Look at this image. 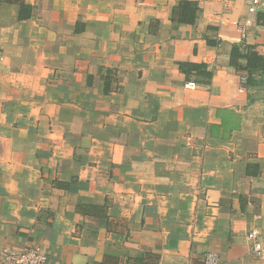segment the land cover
<instances>
[{"label": "crops", "instance_id": "0c3cea01", "mask_svg": "<svg viewBox=\"0 0 264 264\" xmlns=\"http://www.w3.org/2000/svg\"><path fill=\"white\" fill-rule=\"evenodd\" d=\"M24 1L19 20L0 0V248L264 264L248 239L264 240V72L246 85L248 61L231 65L242 44L264 59V5L242 32L251 0H188L193 24L179 0Z\"/></svg>", "mask_w": 264, "mask_h": 264}, {"label": "trees", "instance_id": "16d2710c", "mask_svg": "<svg viewBox=\"0 0 264 264\" xmlns=\"http://www.w3.org/2000/svg\"><path fill=\"white\" fill-rule=\"evenodd\" d=\"M8 2H13L19 5V20H26L32 17V8L25 3L24 0H7ZM199 7L196 3L188 0H179V6L175 7L173 10V21L177 23L193 24L198 18ZM242 59L248 61L247 70L250 75L247 79L246 85L255 84L253 74L263 71L264 72V59L254 52L250 47L242 45H237L233 48L231 55V65L237 70H243L240 64ZM181 70L189 77L193 72L197 76H204L211 80V73L207 72V67L205 65H196L181 63ZM112 73V71L110 72ZM108 85L106 91L108 92Z\"/></svg>", "mask_w": 264, "mask_h": 264}, {"label": "built area", "instance_id": "2783aa9c", "mask_svg": "<svg viewBox=\"0 0 264 264\" xmlns=\"http://www.w3.org/2000/svg\"><path fill=\"white\" fill-rule=\"evenodd\" d=\"M202 1V0H197ZM263 0H251L249 7V13L251 18L246 19L240 24L241 31L245 32L248 27L254 23V16L264 5ZM243 84L247 83L246 79L242 80ZM187 89L195 90L198 85L195 82H189L185 85ZM256 219H260V216H256ZM248 239L252 244L253 254L257 258L264 257V240L260 235V231L251 227L248 233ZM49 257L47 253L38 246L27 247L20 252H11L7 249L0 248V263L1 264H48ZM221 259L219 254L214 252H208L205 255L203 264H220Z\"/></svg>", "mask_w": 264, "mask_h": 264}]
</instances>
